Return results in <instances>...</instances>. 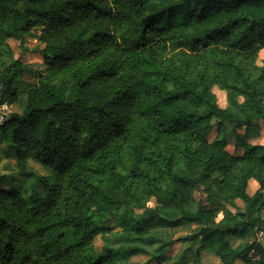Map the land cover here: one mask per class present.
<instances>
[{"label":"trees","instance_id":"16d2710c","mask_svg":"<svg viewBox=\"0 0 264 264\" xmlns=\"http://www.w3.org/2000/svg\"><path fill=\"white\" fill-rule=\"evenodd\" d=\"M30 37L43 68L18 89L9 41ZM262 48L264 0H0L2 99L21 109L0 124V264H150L129 257L152 245L160 263L181 239L172 264H264Z\"/></svg>","mask_w":264,"mask_h":264},{"label":"rangeland","instance_id":"374dc122","mask_svg":"<svg viewBox=\"0 0 264 264\" xmlns=\"http://www.w3.org/2000/svg\"><path fill=\"white\" fill-rule=\"evenodd\" d=\"M9 43L14 51L15 57H17L21 61V63L24 65V67L26 68L24 73L19 77V79L14 82V85L18 89H23L29 83H33L36 81L38 71H40L43 68V55L41 52V45L38 44V42L35 39H32L31 37L28 38L25 44L26 45L25 49H22L19 47L17 40L10 39ZM263 57H264V48L260 49L259 51V57L257 60L258 64L260 65L262 64ZM212 91L217 98V102L219 106L225 107L227 105L225 92L221 90L217 85H213ZM11 110L19 112V113L21 111V109L14 104L11 105ZM257 122L259 124L260 131L255 136L249 138L248 140L251 143H264V121L259 119L257 120ZM239 131L242 132V130H239ZM215 133H216V124L213 125L212 129L208 133V139H212ZM235 143H236L235 135L231 134L229 136L228 144L226 146L227 151H229L232 154H241L242 149L237 147ZM4 160L5 158L1 156L0 154V172L1 173H3L2 161ZM32 165L38 172L40 173L46 172L45 169H43L40 165L35 164V163H32ZM257 187H258V184L255 181L251 180L247 190L250 194H252L257 189ZM195 196L197 199L201 198L202 193L198 191L195 193ZM149 204L153 205L154 204L153 200H151ZM238 205L242 206V202L238 201ZM140 210L141 209H138L137 211H140ZM170 235H171V232L169 231L164 232V237H171ZM185 235H186L185 230H178L177 232L173 234V238L175 239L177 237L182 238ZM257 239L262 240V236L258 234ZM230 241L233 245H236L240 240L237 237H230ZM93 244H94V248L96 251H99L101 249V246L103 244L101 235H97L94 238ZM154 246L155 245L147 247L149 253L133 254L129 257V260L142 263L150 259L151 260L150 264H172L175 261L174 259L179 255H182L186 261L189 260L190 253L187 251V247H188L187 241H183L182 239L177 240L174 243V245L171 247V249L166 253V258L162 260L160 263H158L153 258L152 252L154 250ZM200 261H201V264H221V262L219 261V258L210 250L200 251ZM237 264H242V262L238 261Z\"/></svg>","mask_w":264,"mask_h":264},{"label":"built area","instance_id":"2783aa9c","mask_svg":"<svg viewBox=\"0 0 264 264\" xmlns=\"http://www.w3.org/2000/svg\"><path fill=\"white\" fill-rule=\"evenodd\" d=\"M11 105L2 99V86L0 84V124L4 123L10 116ZM258 234L262 236V232L259 231Z\"/></svg>","mask_w":264,"mask_h":264}]
</instances>
